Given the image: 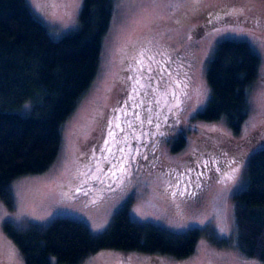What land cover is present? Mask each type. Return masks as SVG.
I'll use <instances>...</instances> for the list:
<instances>
[{
  "label": "rangeland",
  "instance_id": "374dc122",
  "mask_svg": "<svg viewBox=\"0 0 264 264\" xmlns=\"http://www.w3.org/2000/svg\"><path fill=\"white\" fill-rule=\"evenodd\" d=\"M28 1L53 38L79 28L84 0ZM114 4L97 76L62 125L58 159L43 173L15 180L11 206L0 197V264H26L7 223L20 229L34 223L45 227L61 216L80 220L99 234L126 206L138 222L173 231L200 229L195 252L178 258L103 248L78 264H264L238 249L234 219V195L247 185L252 154L264 147V0ZM225 39L246 40L261 57L259 76L247 88L249 115L239 132L225 117H197L212 94L210 60ZM148 55L169 59L164 61L168 71L163 87L169 109L162 103L146 106L137 101L147 96L142 80L130 95L129 72L135 59ZM126 102L130 110L122 109ZM151 107L155 113L149 119ZM117 112L122 129L107 118ZM180 135L187 143L174 149ZM217 149L235 156L232 167L238 166L239 172L234 180L224 178L230 171L227 166L221 170L213 162Z\"/></svg>",
  "mask_w": 264,
  "mask_h": 264
},
{
  "label": "trees",
  "instance_id": "16d2710c",
  "mask_svg": "<svg viewBox=\"0 0 264 264\" xmlns=\"http://www.w3.org/2000/svg\"><path fill=\"white\" fill-rule=\"evenodd\" d=\"M114 8V0H84L79 28L55 39L28 0H0V197L8 205L15 180L43 173L58 159L62 125L97 76ZM260 65L250 42L221 41L208 66L212 94L197 117H225L239 132L249 115L247 88L258 78ZM186 143L180 135L174 149ZM216 165L222 170L228 161ZM247 178L246 187L234 195L235 240L246 256L264 263V147L252 154ZM6 229L26 264H53V258L78 264L103 248L186 258L195 252L201 235L198 228L173 231L138 222L128 206L99 234L80 220L61 216L45 227L34 223L20 229L7 223Z\"/></svg>",
  "mask_w": 264,
  "mask_h": 264
},
{
  "label": "flooded vegetation",
  "instance_id": "af4514ba",
  "mask_svg": "<svg viewBox=\"0 0 264 264\" xmlns=\"http://www.w3.org/2000/svg\"><path fill=\"white\" fill-rule=\"evenodd\" d=\"M165 60L167 62L169 59H166V57L155 58L150 55L144 56L142 60L135 59L134 67L129 72V78H128L127 84L130 85V89H131L130 95H131L132 91L136 92L138 90V85H137L138 81L139 80L143 81L142 86L146 89L147 96L145 98L140 97V99L137 100L139 103H144L146 104V106H149L150 104H154V103L160 106V104L162 103L163 106L165 105L166 108L169 109L170 98L167 97L165 93H163L164 79L168 71L167 69L168 67L166 68V70L164 68V66L167 64L164 62ZM162 94L165 100L162 98ZM136 108H137V105L132 104V109L135 110ZM122 109L130 110L131 107H129L126 102L122 106ZM120 112L113 113V115H109L107 118L108 119L111 118V120H114V123L116 125H119L120 129H122L124 126L121 124V119H119V117L121 116ZM154 113H155L154 109L151 107L149 119H152ZM178 117H180V115H178ZM113 136H115V132L109 133V139ZM212 160L215 164H218V163L221 164L223 162L226 163L227 161L228 163H230L231 161L234 160V158L228 157L223 153L217 152V153L212 154ZM102 177L105 178L106 176H102ZM106 178H109V176L107 175ZM119 179H122V178H119ZM110 180L111 182L113 181L112 179ZM189 180L187 182L190 183Z\"/></svg>",
  "mask_w": 264,
  "mask_h": 264
},
{
  "label": "snow or ice",
  "instance_id": "6c2138e0",
  "mask_svg": "<svg viewBox=\"0 0 264 264\" xmlns=\"http://www.w3.org/2000/svg\"><path fill=\"white\" fill-rule=\"evenodd\" d=\"M258 22V21H256ZM118 126V125H117ZM235 161H232L230 163H228L227 167L228 169H230V171H226L225 174H224V178L228 181H232L236 178V174L239 172V167H232V164H234ZM207 167V165H205ZM223 182V181H221ZM11 219V218H10ZM220 236H227L228 233H218ZM15 251L13 250V255H15ZM246 264V262H245Z\"/></svg>",
  "mask_w": 264,
  "mask_h": 264
}]
</instances>
